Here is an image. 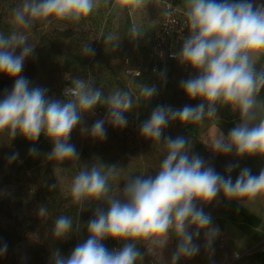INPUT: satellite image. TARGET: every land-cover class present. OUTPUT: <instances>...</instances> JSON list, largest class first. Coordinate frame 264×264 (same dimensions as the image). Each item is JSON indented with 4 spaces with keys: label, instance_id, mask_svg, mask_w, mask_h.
<instances>
[{
    "label": "clouds",
    "instance_id": "obj_1",
    "mask_svg": "<svg viewBox=\"0 0 264 264\" xmlns=\"http://www.w3.org/2000/svg\"><path fill=\"white\" fill-rule=\"evenodd\" d=\"M139 7L142 0H133ZM101 0H20L10 11V30L0 31V75L14 80L10 92L0 98V136L10 140L17 136L35 143L41 135L52 145L46 155L49 161L63 163L79 160L72 144V133L79 127L93 140L107 138L105 125L123 129L128 125L126 114L138 108L140 98L149 103L159 95L156 85L142 84L139 94L116 89L107 94L90 78L73 77L62 93L63 99L47 95V89L32 87L22 75L25 61L32 57L35 45L28 33L35 26L52 25L57 21L79 23L91 16ZM185 24L188 34L179 51L172 57L195 75L180 82L189 100L182 108L158 104L149 118L140 125V135L166 148V154L155 174L128 176L114 194L112 181L122 167L118 164H89L73 176L68 206L81 212L92 209L86 222L87 238L78 243L67 256L54 249L50 264H143L151 254L158 264H179L200 251L196 243L201 233L204 247L211 251L219 235L211 215L204 206L223 196L242 205L246 200L264 196V169L253 174L240 169L233 182L231 173L238 163L225 166V174L193 151L191 139L165 136L173 122L182 125L203 123L218 117L219 110L230 107L239 121L227 134L219 131L209 147L216 155H234L237 160L264 159V114L260 111V93L264 91V61L259 66V53H264V2L256 0H186ZM133 35L137 29L132 28ZM112 39L111 36L108 37ZM82 55H94L88 45ZM159 77L166 82V71ZM104 107L106 115L89 128L85 115L95 114ZM29 155H39L36 148ZM17 158L13 153L9 163ZM51 189L56 185L49 186ZM80 212V213H81ZM38 215H48L41 205ZM79 219L74 223L67 215H59L53 224L57 240L79 233ZM114 240L121 247L109 249L104 241ZM175 249L170 261L163 253L171 242ZM141 247L144 251H141ZM7 244H0V256Z\"/></svg>",
    "mask_w": 264,
    "mask_h": 264
},
{
    "label": "rangeland",
    "instance_id": "obj_2",
    "mask_svg": "<svg viewBox=\"0 0 264 264\" xmlns=\"http://www.w3.org/2000/svg\"><path fill=\"white\" fill-rule=\"evenodd\" d=\"M19 2L0 0V31L5 34L10 30V11ZM166 2L178 10H186V0H142L139 7L135 6L133 0H101L94 13L79 23L57 21L47 27L37 25L28 33L29 42L36 47L33 56L25 61L22 75L28 79L30 86L47 89L49 97L63 99L62 93L73 77L94 80L105 94L125 89L138 95L142 84L156 85L160 93L146 104L140 98L138 108L126 114L127 127L115 129L106 124L107 138L104 141L93 140L82 134L78 127L72 133L70 142L76 146L79 160H67L62 164L49 161L46 155L52 150V145L44 135L35 143L21 136L13 140L0 136V244H7L6 253L0 256V264H50L54 249H59L62 255L67 256L87 238L86 222L93 216L92 209L81 212L78 206L66 207L70 201L72 178L85 163H115L122 167L117 179L111 182L114 194L119 185L123 187V181L128 176L155 174L158 171L166 148L144 139L140 135V125L158 104L182 108L185 104L199 103L189 100L180 88L182 80L195 75L190 68L171 64L164 65L157 73L149 71L148 48ZM134 26L136 35L132 33ZM84 44L94 50V55H82ZM137 71L139 75H135ZM161 71H166V82H162L159 77ZM13 85L14 80L0 75V98L5 92H10ZM105 115L106 109L98 106L95 114L85 115L84 123L90 128ZM238 121V113H234L230 107H224L219 110L218 117L205 119L203 123L182 125L178 121L173 122L165 129L164 135L191 139L193 151L221 174H225L227 164L238 163L231 173L234 182L240 169L247 167L253 174H257L258 170L250 167V158L237 160L234 155H216L209 145L219 131L227 134ZM31 148H36L39 155H29ZM13 153L17 154V158L9 163L8 157ZM52 184L56 185L53 189L49 187ZM223 199L221 195L216 201L204 206L215 227V216ZM248 203L259 207L264 205V201L258 200V197L246 200L243 204ZM41 205L48 208V215L43 218L38 215ZM59 215L70 216L74 223L79 219L81 231L57 240L52 229ZM220 234L221 237L217 236L209 251L204 247L201 233L196 241L200 245L199 253L190 259H182L179 264L228 263L235 254L230 245L232 233ZM263 242L264 239L239 252L242 258L238 264L260 252ZM104 243L110 250L121 247L119 242L111 239ZM174 249L175 241L164 250L165 261H170ZM141 251H144L143 247ZM143 264H158V261L147 254Z\"/></svg>",
    "mask_w": 264,
    "mask_h": 264
},
{
    "label": "crops",
    "instance_id": "obj_3",
    "mask_svg": "<svg viewBox=\"0 0 264 264\" xmlns=\"http://www.w3.org/2000/svg\"><path fill=\"white\" fill-rule=\"evenodd\" d=\"M262 1L264 2V0ZM178 11L185 12L184 10ZM258 56L260 60L256 62L259 66L260 61H264V53H259ZM260 100V111L261 114H264V91L260 93ZM249 161L250 167L258 170L257 174L261 169H264V159L253 157ZM258 200L263 202L264 196L258 197ZM215 217V225L220 231L219 237H221L220 233H232L230 245L233 247V253L243 252L247 248L261 243L264 239V205L262 207L254 206L251 203L240 205L236 201L223 199L219 205V212ZM262 244L263 247L260 252L248 260L241 261L239 264H264V242Z\"/></svg>",
    "mask_w": 264,
    "mask_h": 264
},
{
    "label": "built area",
    "instance_id": "obj_4",
    "mask_svg": "<svg viewBox=\"0 0 264 264\" xmlns=\"http://www.w3.org/2000/svg\"><path fill=\"white\" fill-rule=\"evenodd\" d=\"M257 3L263 2L256 0ZM185 12L178 11L171 3L166 2L162 8L158 27L153 35L148 48V60L152 63V71H156V65L163 61L179 64L172 54L179 51L183 38L188 30L184 27ZM135 75H139L137 71ZM241 254L235 253L227 264H238Z\"/></svg>",
    "mask_w": 264,
    "mask_h": 264
},
{
    "label": "trees",
    "instance_id": "obj_5",
    "mask_svg": "<svg viewBox=\"0 0 264 264\" xmlns=\"http://www.w3.org/2000/svg\"><path fill=\"white\" fill-rule=\"evenodd\" d=\"M147 60H148V56H147ZM171 64H175V63H172V62H168V61H163V62H160L156 65V71L153 72L152 71V63L148 60V65H149V71L151 73H157L161 70V68L164 66V65H171Z\"/></svg>",
    "mask_w": 264,
    "mask_h": 264
}]
</instances>
